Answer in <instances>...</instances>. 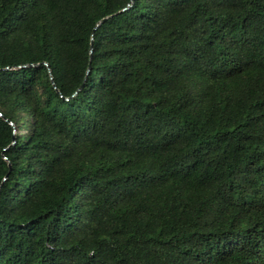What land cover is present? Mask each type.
Here are the masks:
<instances>
[{"label":"trees","instance_id":"trees-1","mask_svg":"<svg viewBox=\"0 0 264 264\" xmlns=\"http://www.w3.org/2000/svg\"><path fill=\"white\" fill-rule=\"evenodd\" d=\"M0 264H264V0H0Z\"/></svg>","mask_w":264,"mask_h":264}]
</instances>
